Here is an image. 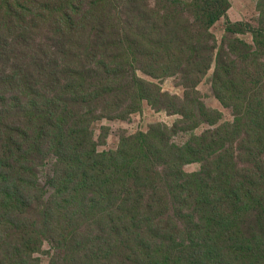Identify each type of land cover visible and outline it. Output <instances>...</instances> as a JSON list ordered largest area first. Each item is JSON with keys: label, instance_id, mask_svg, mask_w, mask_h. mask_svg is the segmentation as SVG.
<instances>
[{"label": "trees", "instance_id": "16d2710c", "mask_svg": "<svg viewBox=\"0 0 264 264\" xmlns=\"http://www.w3.org/2000/svg\"><path fill=\"white\" fill-rule=\"evenodd\" d=\"M134 1L0 0V64L3 66H0V120L7 123V129L0 128V148L6 156L4 160L0 159V264H36L30 260V256L38 250L40 241L50 237L64 240L67 229H71L69 224L76 219L78 212L88 215L87 231L95 230L96 233H81L77 240L62 242L67 252L81 255V263L95 262L96 256L103 255L105 259L117 257L119 262L116 264H264V67L260 64L264 59V0H260L258 5L261 17L257 28L239 23H229L227 28V32L234 34L249 29L254 44L249 45L240 39L231 41L228 58L225 59L223 55L219 57L214 72L217 96L226 105H233L236 113L235 119L225 125L233 132L245 133L240 149L251 165L243 173L234 172L231 152L221 147L224 126L194 135L191 142L182 146L176 163L164 168L171 173L160 181L162 206L168 207L173 217H177L179 224L175 230L181 228L180 237L162 235L154 247L140 243V233L147 237V232L169 231L163 219L160 228L154 220H136L134 211L139 208L140 189L137 190L138 197L131 202L132 211L103 193H92L83 205H76L75 201L67 202L68 187L86 198L95 183L109 184L118 179L125 180L127 174H133L137 159L154 165L158 157L156 151L142 148L147 133L140 132L128 137L129 140H124L116 150L99 151L92 145L91 135L85 129L74 132L63 130L58 135L63 146V157H57V167L60 168L50 179L52 193L45 200L42 187L38 185L30 165H26L27 153L24 156L21 154L17 165L9 163L14 157L10 156V141L18 149L21 146L11 132L16 130L14 135L25 132V119L12 120L10 110L19 106L24 115H30L34 110L44 114L42 87L35 73L30 68H11L3 62L9 61L15 52L28 46L29 35L33 31L34 35L47 33L55 45V51L62 60H66V70L73 66L72 71L80 75L74 84L76 88L84 84L80 71L85 66L90 71L97 69L112 77L129 72V85L133 89L134 85L139 87L138 81L151 83L132 74L133 62L129 60L128 53L133 52L132 61H135L133 55L149 60L159 50L165 51L170 44L168 39L158 41L152 53L145 49L147 34H120L116 23L109 29L114 18L120 14L119 6ZM157 1L158 6L150 13L157 23L154 31L159 36L167 33L171 26L169 22L181 9L179 6L193 13L204 30L212 28L230 8L228 0H191L187 3L184 0ZM123 9L129 10L125 15L127 18L139 12L138 8L130 6ZM147 15L148 12L142 10L141 16L147 18L149 25L153 21L148 20L151 15ZM16 20L17 24L14 23ZM105 31L110 32L106 41L102 37ZM168 34L173 35L171 31ZM78 39L83 58L75 46ZM103 42L106 43L102 45ZM100 47L103 48V61L107 63L102 66L94 62ZM34 60L39 74L46 76L51 86L59 80L54 75L58 65L54 53L48 54L45 60L37 56ZM236 60H253L255 63L258 70L256 78L247 72L244 75V83L250 87L240 83V74L235 75L231 71ZM141 71L152 77L155 75L154 71ZM70 76L76 78L73 74ZM46 106L54 110L58 108L49 98ZM59 125L63 126V121ZM130 139L135 142L136 154L133 156H128L123 148H129L127 141ZM53 140L47 128L43 136L36 137V153L40 152L42 145H47L50 150ZM211 149L212 152L205 155ZM212 155H217L212 162L217 167L216 180L209 175L197 181L194 177L199 175L198 172L189 173L183 167L187 162H210ZM7 160L8 167L5 164ZM12 167L18 168L13 172ZM145 171L152 173L146 166ZM252 174L256 175V180L248 179ZM149 184L153 185L151 182ZM102 219L104 226L99 227L98 222ZM82 243L101 247L92 251ZM224 247L227 248L225 254L228 258L221 255V248Z\"/></svg>", "mask_w": 264, "mask_h": 264}, {"label": "rangeland", "instance_id": "374dc122", "mask_svg": "<svg viewBox=\"0 0 264 264\" xmlns=\"http://www.w3.org/2000/svg\"><path fill=\"white\" fill-rule=\"evenodd\" d=\"M189 1L191 0H184L186 3ZM228 1L230 2L228 12L209 30H204L200 26L193 13H190L185 7L179 6L181 9L169 22L171 23L170 28L166 34H160L161 36L154 31L157 23L150 13L151 9H156L158 6L157 0H135L134 3L127 5L122 3L118 8L120 14L114 18L109 29L116 23L120 34L129 33L137 36L147 34L149 37L147 42H144L145 49L152 53L158 41L168 39L170 42L165 51L159 50L149 60H145L139 55H133L135 61H132L133 52L128 53L129 60L133 62L132 74L151 82L138 81L139 87L134 85L135 89L129 85V72L112 77L97 69L90 71L87 66L80 71L84 84L78 85L76 88L74 84L80 79V75L72 71L73 66L66 70V60H62L55 51V45L50 41L47 33L34 35L32 31L29 35L28 46L19 49L9 61L3 63L11 68L17 66L23 69L30 68L35 73L39 80V86L42 87L44 115L35 110L30 115H24V111L19 106L10 110L9 117L12 120L25 119L23 120L25 132L20 131L21 135H14L16 130L11 132L12 137L16 138L21 146L18 149V146L10 141L12 145L10 156L14 155V157L9 163L17 165L18 160L22 158L21 154L24 156L27 153L28 164L26 165H30L38 185L42 187V197L45 200L52 193L53 184L50 179L60 168L57 167V157H63V146L60 145V139H58V135L63 130L74 132L85 129L91 135L92 145L99 151L116 150L124 143V140H129L128 137L131 138L140 132L147 133L148 135L143 139L145 143L142 142V148L156 151L158 157L154 165L145 164L137 159L135 160L138 162L135 165V172L127 174L125 180L118 179L109 184L95 183L86 198L82 196V193L68 187L69 200L66 199L68 203L75 201L76 205H83L92 196V193L96 195L103 193L111 200L114 198L115 202L131 210V202L135 197H138L137 190L140 189L139 208L134 211L136 220L151 219L160 228V222L163 219L169 227V231L147 232V237L140 233V243L154 247L162 235L180 237L181 228L175 230L176 225L179 224L176 221L177 217L174 216V219L170 209L162 206L164 202L160 181L171 173L169 169L164 168L176 163L179 153L182 152V146L191 142L194 135L224 126V141L221 147L231 152L233 158L231 163L235 165L234 172L243 173L245 168L251 165L244 151L240 149L245 133L233 132L230 127L225 125L235 119L236 113L233 105H226L217 96L214 89V72L216 64L219 63V57L221 58L223 55L225 59L228 58V45L231 41L240 39L249 45L254 44L249 29L243 33L234 34L227 32V28L229 23L250 24L257 28L261 17L258 9L260 0ZM125 6L138 8L139 12L133 17L127 18L125 15L129 10L123 9ZM162 9L165 10L164 7ZM142 10L151 15L148 20L153 22H150L149 25L146 22L147 18L141 16ZM17 22L18 20L14 23L17 24ZM98 24L102 27L101 21ZM103 25L105 28L104 22ZM170 31L173 35L168 34ZM109 34V31L103 33L102 37L105 41ZM90 41L89 39L87 43L89 44ZM79 43L80 39L75 46L82 57V47ZM104 43L106 42H103L102 45ZM239 45L241 44L239 43ZM50 53H54L58 58L54 75L58 76L59 80L52 86L49 84V79L40 75V71L34 66L37 63L34 60L36 56L40 60H45ZM94 62L100 66L104 63L107 64L103 61L102 47H100ZM256 64L258 63L256 62ZM260 64H263L264 67V59ZM0 66L2 65L0 64ZM126 69L130 71L128 67ZM142 69L154 71V77L141 71ZM231 71H234L235 75L240 74V83L244 85H247L244 83L245 72L254 78L258 75L253 60L246 62L236 60ZM71 74L76 78H72ZM48 98L58 106L57 109L54 110V108L46 106ZM60 121H63V126L59 125ZM0 128L7 129V123L0 120ZM47 128L50 129L54 139L52 146L48 150L47 145H42L40 152L36 153V137L43 136ZM127 142L129 148L123 146L124 151L128 156H133L136 154L134 152L135 142L133 139ZM211 152L212 149L205 155ZM216 156H210V162L206 160L187 162L183 164V167L189 173L198 172L199 175L194 177L197 181L200 178L205 179L209 175L216 180L218 177L217 167L212 163ZM5 158L4 152L0 148V159L4 160ZM5 164L7 167L9 166L8 160ZM145 166L152 170L151 174L145 171ZM17 168L12 167L11 170L15 172ZM120 173L122 174V172ZM256 178V175L252 174L248 179L256 180ZM150 182L153 185H150ZM207 182L210 181L207 180ZM96 195L94 196L96 197ZM88 220L87 214L78 212L76 219L69 224L71 229H67L64 240H77L81 233L95 234V230L87 231ZM98 223L99 227L104 226L103 219ZM64 240L62 239V241ZM62 241L57 237L41 240L37 246L38 250L30 256V260L36 264H116L119 262L117 257L105 259L103 255H98L95 262H83L82 260L83 263H81V255L67 252V247L63 246ZM82 244L92 251L101 247L90 246L87 243ZM226 250V247L221 248L223 258H228L225 254Z\"/></svg>", "mask_w": 264, "mask_h": 264}]
</instances>
